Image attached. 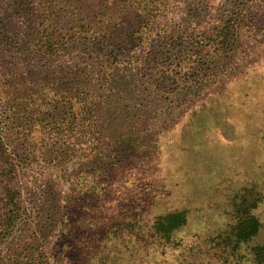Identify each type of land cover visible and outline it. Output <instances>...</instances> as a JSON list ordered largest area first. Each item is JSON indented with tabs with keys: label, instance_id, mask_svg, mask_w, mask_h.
Returning a JSON list of instances; mask_svg holds the SVG:
<instances>
[{
	"label": "rangeland",
	"instance_id": "374dc122",
	"mask_svg": "<svg viewBox=\"0 0 264 264\" xmlns=\"http://www.w3.org/2000/svg\"><path fill=\"white\" fill-rule=\"evenodd\" d=\"M225 1L247 8L242 10L247 16L237 44L242 63L209 91L177 107H162L173 103V91L167 90L177 88L174 71L184 67L189 61L186 53L194 49L187 39H198L219 26L226 14ZM167 4L158 13L162 15L156 26L146 31L145 50L158 39L159 29L178 39L175 47L163 49L170 52L163 63L174 69L172 79L165 88L157 87L155 66L149 63L147 91L139 99L145 93L151 96L146 106L134 107L138 115L152 114L151 120L140 118L146 124L161 115L164 130L152 134L156 146L145 145L136 171H130L125 182L117 184L125 172L113 175L111 182L104 178L108 187L96 218L83 219L79 256L89 261L92 252L98 253L94 264H178L180 259L181 264H203L207 259L208 264H249L251 248L264 244V0H167ZM11 6V0H0V20L6 25L0 47V121L6 124L7 136L19 139L18 132L29 138L30 148L18 140L11 145L17 157L30 155L19 166L14 186L29 210L38 213L43 205L52 204L53 197L60 199L69 192L59 171L75 169L83 149L59 147L63 140L81 138L69 131L63 91L56 96L51 86L48 91L38 89V77L33 76L45 71L52 76L60 68L63 71L57 74L62 76L69 60L33 57L29 42V50L22 48L21 36L32 20ZM22 72H30L31 78L21 80ZM149 141L151 137L143 139ZM82 179L90 185L93 178ZM178 212L185 213L186 224L172 233L170 243L152 238L155 218ZM46 213L47 209L41 218ZM250 216L259 222L258 231L236 245L237 226L245 225ZM50 237L46 247L55 241ZM65 249L72 253L66 241Z\"/></svg>",
	"mask_w": 264,
	"mask_h": 264
},
{
	"label": "trees",
	"instance_id": "16d2710c",
	"mask_svg": "<svg viewBox=\"0 0 264 264\" xmlns=\"http://www.w3.org/2000/svg\"><path fill=\"white\" fill-rule=\"evenodd\" d=\"M231 2L225 1L226 14L219 26L207 34L201 33L198 39H194L196 36L187 39L194 49L186 53L189 61H184V67L177 73L170 64L163 63L170 53L167 50L163 53V49L171 44L175 47L174 42L178 40L172 34L159 29L158 39L153 41L150 50H145L146 31L156 26L155 21L162 15L158 13L168 7L167 0H11L14 11L28 14L32 20L21 36L22 48L28 49L26 42H29L33 57L60 56L69 60L62 76L57 74L63 71L60 66L52 76L46 71L33 76L38 77V89L48 91L47 86H51L56 96L63 91L69 131L81 139L63 140L59 147L67 150L80 147L83 154L77 159L75 169L59 171L58 177L69 187V192L65 191L60 199L53 197L52 204L43 200L46 205L41 212H31L14 186L19 166L30 155L22 159L11 151L16 140L24 146L30 144L29 138L18 132L19 139L7 136L6 124L0 121V264H48L50 261L52 264H94L98 253L92 252L89 261L88 257L79 256L81 229L86 215L92 216V221L97 216L103 201L101 195L108 187L104 178L111 182L113 175L125 172L117 184L122 179L125 182L130 171H136L134 167L139 165L145 145L156 146L152 134L164 130L161 115H155L146 124L140 118L151 120L152 114L145 111L138 115L134 109L146 106L151 96L145 93L139 99V94L147 91L148 64L155 66L153 73L159 88H165L172 79V70L178 76L177 88L167 90L170 94L173 91V103H163L162 107H177L222 83L242 63L241 56L237 57V44L247 16L242 10L247 8ZM5 28L0 20V47L6 38ZM30 72H22L21 80L31 78ZM140 80L139 86L136 82ZM145 137H151L149 144L143 142ZM83 176L93 178L90 185ZM45 209L47 213L41 218ZM185 224L184 212L158 216L151 226L152 238L169 244L172 233ZM258 228L256 218L248 217L245 225L237 226L235 244L248 241ZM51 235L55 241L46 247ZM65 241L67 250L72 249L71 254L66 253ZM247 261L264 264V244L252 247ZM181 263L180 259L178 264ZM203 264H208V259Z\"/></svg>",
	"mask_w": 264,
	"mask_h": 264
}]
</instances>
